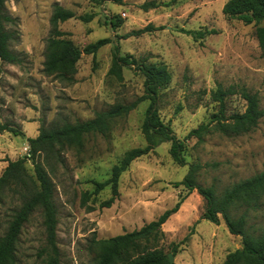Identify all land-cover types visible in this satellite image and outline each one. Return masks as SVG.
I'll list each match as a JSON object with an SVG mask.
<instances>
[{"label":"rangeland","instance_id":"obj_1","mask_svg":"<svg viewBox=\"0 0 264 264\" xmlns=\"http://www.w3.org/2000/svg\"><path fill=\"white\" fill-rule=\"evenodd\" d=\"M153 1L156 8H142L145 2ZM169 1L7 0V10L15 18L8 25L13 34L11 49L21 63L0 61V124L24 134L0 132V175L9 161L27 155V137H37L43 128L93 118L116 102H132L144 94L145 76L134 66L122 68V81L109 74L117 46L120 55L139 63L167 66L171 81L160 92L159 113L180 139L210 122L218 112L212 93L219 87L235 91L226 96L227 115L245 111L242 87L258 93L264 108V22L246 25L228 18L223 13L228 0H180L167 6ZM57 3L77 16L95 15L91 22L72 18L59 23L58 28L66 33L63 38L81 49L100 39L112 41L95 56L82 54L76 72L66 77L45 70L51 55V17ZM113 17L116 26L111 24ZM145 27L150 31L126 38ZM187 31L213 32L195 38ZM148 105L145 101L118 120L109 136H89L83 151L67 149L59 155L48 151L39 156L54 184L60 264H95L97 240L140 229L184 195L187 197L179 211L163 225L166 237L162 245L168 253L173 244L188 236L178 247L175 264H223L230 252L242 247V237L231 234L222 218L219 224L203 219L206 201L197 190L187 194L184 186H178L189 165L173 161L171 143L134 160L119 179L117 200L109 208L101 206L112 196V189L109 185L97 194L95 182L109 179L126 151L146 145L141 128ZM186 142L187 162L203 165L198 175L200 185L214 184L222 191L264 169V117L246 134L226 136L213 131L203 142L195 137ZM27 168L30 176H35L31 160ZM20 197L11 191L3 197L0 237L21 206ZM250 214L251 223L264 225V204ZM43 221L38 208L22 230L17 264H45L46 255L41 254L46 246Z\"/></svg>","mask_w":264,"mask_h":264},{"label":"trees","instance_id":"obj_2","mask_svg":"<svg viewBox=\"0 0 264 264\" xmlns=\"http://www.w3.org/2000/svg\"><path fill=\"white\" fill-rule=\"evenodd\" d=\"M180 0H170L167 6ZM99 2H114L123 4L124 0H99ZM7 0H0V61L7 64H20L21 59L11 49L13 34L8 25L14 23L15 18L8 12ZM158 4L145 2L144 10L156 8ZM223 13L230 19L243 22L246 25L264 22V0H228L223 6ZM95 15L87 13L77 16L72 10L65 9L58 3L51 17L53 37L49 39L51 55L45 63L46 72L66 77L76 72V64L82 54L96 55L98 50L111 43V39L104 38L84 47L79 48L70 39L63 38L66 33L58 28V24L72 18L83 22H91ZM116 17L111 18V24L117 25ZM150 31L149 27L133 31L126 35H140ZM213 31H187L195 38H203ZM109 70L110 75L124 80L122 68L134 66L145 76L144 94L132 102H116L107 109L98 111L93 118L65 123L59 127L41 130L37 137L26 138L30 155L20 157L18 160L9 161L0 175V203L7 191L20 194L21 206L14 211L7 231L0 237V264H17V250L20 236L25 224L30 220L36 209L40 208L44 216L46 231V246L41 254L46 255L45 264H60V250L58 247V207L54 199V184L47 171L39 162V156L48 151L57 153L67 149L83 151L86 140L91 135L109 136L116 122L126 117L139 104L148 101L142 132L146 139L144 147L132 148L125 152L120 163L115 165L112 175L103 182H95V193H99L106 186H111L112 196L105 199L102 207H111L120 195L119 179L131 163L150 153L163 143H171L170 155L176 163L189 165V170L184 179L178 183L187 189V194L194 190L205 199L206 208L203 219L214 224H219L222 218L229 232L242 237V247L230 252L223 264H264V225L251 223L250 212H256L264 204V169L254 176L236 182L222 191L213 184L203 186L198 182V175L203 169L201 163L187 162L185 151L187 140L195 137L203 142L205 136L213 131L226 136H237L255 130L260 120L264 117V108L258 93L250 92L246 87L240 89V94L246 100L247 106L242 113H226V96L235 93L234 90H224L219 87L213 91L212 98L218 102L219 110L212 116L207 124L191 130L184 139L177 137L169 123H165L159 113L160 92L171 81V73L163 63L138 62L129 56H122L119 47H116L113 64ZM10 132L14 135L24 134L23 131L7 124H0V132ZM34 165L35 176H30L27 161ZM23 191H27L24 193ZM187 195L180 198L177 204L165 210L157 219L143 225L140 229L126 232L111 238L97 240L99 253L95 264H170L168 252L162 243L166 233L163 225L169 218L177 213ZM188 240V236L179 244L172 245V253L176 256L178 247Z\"/></svg>","mask_w":264,"mask_h":264},{"label":"water","instance_id":"obj_3","mask_svg":"<svg viewBox=\"0 0 264 264\" xmlns=\"http://www.w3.org/2000/svg\"><path fill=\"white\" fill-rule=\"evenodd\" d=\"M167 255H168L170 264H175V255L172 252L168 253Z\"/></svg>","mask_w":264,"mask_h":264},{"label":"built area","instance_id":"obj_4","mask_svg":"<svg viewBox=\"0 0 264 264\" xmlns=\"http://www.w3.org/2000/svg\"><path fill=\"white\" fill-rule=\"evenodd\" d=\"M25 151H26L27 156H29L30 155L29 147H25Z\"/></svg>","mask_w":264,"mask_h":264},{"label":"crops","instance_id":"obj_5","mask_svg":"<svg viewBox=\"0 0 264 264\" xmlns=\"http://www.w3.org/2000/svg\"><path fill=\"white\" fill-rule=\"evenodd\" d=\"M27 136H25V138H26ZM28 138V137H27ZM6 166V165H5ZM5 168V167H4Z\"/></svg>","mask_w":264,"mask_h":264}]
</instances>
